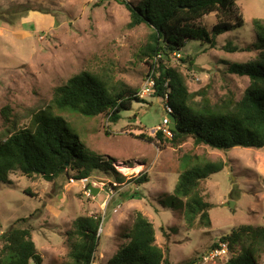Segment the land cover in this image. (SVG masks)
<instances>
[{"label": "rangeland", "instance_id": "374dc122", "mask_svg": "<svg viewBox=\"0 0 264 264\" xmlns=\"http://www.w3.org/2000/svg\"><path fill=\"white\" fill-rule=\"evenodd\" d=\"M237 3L243 27L220 35L216 47L189 41L165 59L185 75L191 92L205 90L213 101L228 95L240 99L250 84L248 76L229 68L253 59L256 49L231 52L225 45L256 42L253 19H264V0ZM130 21L121 0H0V141L15 130L32 128L33 115L51 105L55 88L82 72L104 79L112 90L131 87L140 95L150 76L151 60L142 51L152 30L146 24L131 28ZM199 22L212 29L217 15ZM154 94L141 96L145 102H135L117 123L106 114L91 118L62 113L89 149L113 158L127 180L117 183L111 173L98 169L89 182L73 178L72 170L53 180L13 171L10 182H0V236L13 226L29 227L44 264H63L69 260L68 233L74 220L95 215L104 227L97 255L106 253L102 259L108 263L127 242L135 215L142 211L152 216L168 259L184 264L242 225H264V148L222 150L195 145L192 138L178 145L137 138L142 132L155 136L168 114L165 100ZM187 153L225 163L201 185L213 204L208 227L190 229L182 204L172 197ZM141 173L150 181L140 186L129 182ZM91 185L100 189L98 194L88 191ZM2 247L0 240V253ZM240 248L234 246L231 255Z\"/></svg>", "mask_w": 264, "mask_h": 264}, {"label": "trees", "instance_id": "16d2710c", "mask_svg": "<svg viewBox=\"0 0 264 264\" xmlns=\"http://www.w3.org/2000/svg\"><path fill=\"white\" fill-rule=\"evenodd\" d=\"M121 2L130 11L129 27L146 24L152 30L142 52L151 60L149 75L155 81L154 95L162 97L177 118L172 138L165 136L162 129L155 136L142 132L136 137L150 142L169 140L173 145L192 138L195 145L206 144L222 150L264 148V19H253L255 43L246 47L231 42L225 45L231 52L256 49L253 59L233 63L229 68L230 73L248 76L249 86L240 99L228 95L221 101H213L205 90L191 92L185 75L165 63V59L180 53L189 41L200 40L216 47L220 35L243 27L245 19L237 0ZM214 12L217 23L212 29L201 25L199 21ZM135 102H145L136 89L112 90L104 79L90 72L74 75L55 88L51 105L33 115L32 128L15 130L0 141V182H10L11 172L17 170L28 177L41 175L53 180L70 170L76 171L73 178L82 179L97 169L111 173L117 183L125 182L127 176L116 170L114 159L90 150L62 113L91 118L106 114L109 121L117 123ZM224 167L222 161L190 153L182 157V172L172 197L182 204L190 229L212 225L213 204L205 199L201 185ZM149 181L147 173L129 180L135 186ZM130 195L135 198V193ZM100 225L101 217L95 215L74 220L68 233L69 260L63 264L92 263L100 245ZM125 237L127 242L119 246L108 264H171L158 243L154 223L141 211L136 213ZM223 239L230 241L232 249L236 245L241 248L222 264H263L264 225H242ZM0 240L3 242L0 264H44V256L29 227L13 226L2 233Z\"/></svg>", "mask_w": 264, "mask_h": 264}, {"label": "built area", "instance_id": "2783aa9c", "mask_svg": "<svg viewBox=\"0 0 264 264\" xmlns=\"http://www.w3.org/2000/svg\"><path fill=\"white\" fill-rule=\"evenodd\" d=\"M155 92V81L154 79L149 76L148 80L146 81L141 93V96H148ZM144 98V97H143ZM172 109L167 106V116L163 119V123L159 126V129H162L165 133V136L172 138L174 136L173 129L171 128V118L170 114ZM90 178L85 177L82 179L84 182H89ZM94 186V185H93ZM89 192L93 193L89 187ZM118 209H116L117 211ZM104 232V227L101 224L98 232V236L100 238L101 234ZM232 248L231 243L228 240L220 239L214 245L210 246L208 249L200 253L196 258L193 260L184 263V264H219L224 260H228L232 255ZM96 255V254H95ZM91 264H95V256L92 260Z\"/></svg>", "mask_w": 264, "mask_h": 264}, {"label": "crops", "instance_id": "0c3cea01", "mask_svg": "<svg viewBox=\"0 0 264 264\" xmlns=\"http://www.w3.org/2000/svg\"><path fill=\"white\" fill-rule=\"evenodd\" d=\"M142 212V211H141ZM143 214H145L146 215V213H144V212H142ZM153 223H154V221H153V218H152V216H150V215H146ZM154 225H155V223H154ZM156 228V227H155ZM115 228L114 227H112L111 228V232H110V234H112V232H113V230H114ZM156 233H157V230H156ZM157 238H158V233H157ZM123 244V243H122ZM121 245V244H120ZM119 245V246H120ZM119 246H118V248H119ZM118 248H117V250H118ZM99 249V248H98ZM117 250H115L114 251V255H115V253L117 252ZM99 251V250H98ZM97 251V252H98ZM97 252H96V255H95V264H108V263H103V259L102 258H105V254L106 253H104V252H100V256L98 257V255H97ZM113 255V256H114ZM102 256V257H101ZM112 256V257H113ZM112 257H110V259L112 258ZM171 260V259H170ZM171 262V264H175V263H173V261L171 260L170 261ZM187 263V262H186Z\"/></svg>", "mask_w": 264, "mask_h": 264}, {"label": "water", "instance_id": "95a60500", "mask_svg": "<svg viewBox=\"0 0 264 264\" xmlns=\"http://www.w3.org/2000/svg\"><path fill=\"white\" fill-rule=\"evenodd\" d=\"M169 116H170L171 121H172V123H171V128H172L173 130H177V118H176L174 115H172V114H170ZM90 189H91V191H92L95 195L98 194V192H99V190H100L99 188H97V187H95V186H93V185L90 186ZM225 205H231V206H234L235 203L227 202V203H225Z\"/></svg>", "mask_w": 264, "mask_h": 264}, {"label": "bare ground", "instance_id": "6f19581e", "mask_svg": "<svg viewBox=\"0 0 264 264\" xmlns=\"http://www.w3.org/2000/svg\"><path fill=\"white\" fill-rule=\"evenodd\" d=\"M122 169H124V170H125V168H122Z\"/></svg>", "mask_w": 264, "mask_h": 264}]
</instances>
